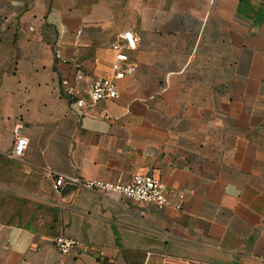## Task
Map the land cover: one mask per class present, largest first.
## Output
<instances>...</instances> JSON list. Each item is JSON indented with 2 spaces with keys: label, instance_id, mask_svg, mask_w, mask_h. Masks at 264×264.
Here are the masks:
<instances>
[{
  "label": "crops",
  "instance_id": "0c3cea01",
  "mask_svg": "<svg viewBox=\"0 0 264 264\" xmlns=\"http://www.w3.org/2000/svg\"><path fill=\"white\" fill-rule=\"evenodd\" d=\"M129 28L134 74L78 107L62 80L109 76ZM54 174L182 197L55 192ZM0 264H264V0H0Z\"/></svg>",
  "mask_w": 264,
  "mask_h": 264
},
{
  "label": "built area",
  "instance_id": "2783aa9c",
  "mask_svg": "<svg viewBox=\"0 0 264 264\" xmlns=\"http://www.w3.org/2000/svg\"><path fill=\"white\" fill-rule=\"evenodd\" d=\"M32 29V28H30ZM138 34L131 28L120 32L110 43L113 52L111 61V74L105 77L93 78L81 95L75 88L69 85L67 80H62L64 94L72 99L78 107H90L96 101L102 99H115L119 96L117 82L130 77L135 72V64L129 57V52L137 47ZM56 58L66 62L59 52L55 53ZM77 79L83 78L82 72H77ZM28 146L27 137L19 130L15 133L12 147L7 151L11 158H19L26 151ZM76 185L84 189L98 192L100 194L115 193L134 200L145 201L155 204L162 209L170 205L168 196L175 194L173 189L168 188L162 181L151 174H137L131 177L126 183L111 182L97 179H83L78 176L53 175V190L59 192L64 185ZM181 198V194H175ZM179 208V204H175ZM54 247L63 255L71 252L85 250L87 246L79 239L70 238L63 234L53 237Z\"/></svg>",
  "mask_w": 264,
  "mask_h": 264
}]
</instances>
